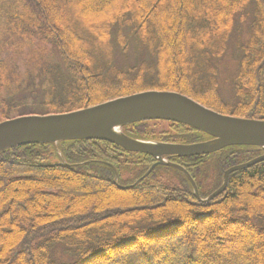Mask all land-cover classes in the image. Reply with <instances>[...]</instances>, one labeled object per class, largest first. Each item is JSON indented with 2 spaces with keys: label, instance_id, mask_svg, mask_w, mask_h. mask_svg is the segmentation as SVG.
<instances>
[{
  "label": "trees",
  "instance_id": "1",
  "mask_svg": "<svg viewBox=\"0 0 264 264\" xmlns=\"http://www.w3.org/2000/svg\"><path fill=\"white\" fill-rule=\"evenodd\" d=\"M239 22L246 23V38ZM127 37L128 48L140 39L142 54L133 62L128 57L126 66L111 62L109 50L124 55ZM30 44L51 45L65 63L68 75L51 69L52 82L63 88L62 97L46 101L55 113L156 89L220 113L264 119V0H0V87L13 74L2 53ZM232 46L233 96L214 93L218 103L205 101L204 92L218 86L214 59ZM123 132L171 143L210 137L165 120L132 123ZM57 148L38 143L0 151V264H229L222 251L228 240L253 249L243 247L233 264H264V161L230 173L220 195L200 202L171 166L157 165L133 184L155 162L147 153L96 139L65 140ZM262 153L234 145L168 159L194 179L213 169L215 181L202 180L210 189L199 191L207 196L225 169ZM115 176L128 186L120 188ZM109 202L128 205L105 208Z\"/></svg>",
  "mask_w": 264,
  "mask_h": 264
},
{
  "label": "water",
  "instance_id": "2",
  "mask_svg": "<svg viewBox=\"0 0 264 264\" xmlns=\"http://www.w3.org/2000/svg\"><path fill=\"white\" fill-rule=\"evenodd\" d=\"M148 120L183 123L210 138L193 143H169L132 138L121 130L125 125ZM84 139L107 141L127 151L150 154L156 161L144 175L156 165L176 167L188 178L193 195L200 202H209L220 195L227 186L230 173L264 161L263 153L228 167L223 171L221 185L206 198H201L191 175L181 165L168 161L167 157L206 155L234 145L264 149V119L220 113L171 90H142L67 112L20 115L0 121V151L38 143L51 144L58 151L59 141ZM114 182L119 185L116 176Z\"/></svg>",
  "mask_w": 264,
  "mask_h": 264
},
{
  "label": "rangeland",
  "instance_id": "3",
  "mask_svg": "<svg viewBox=\"0 0 264 264\" xmlns=\"http://www.w3.org/2000/svg\"><path fill=\"white\" fill-rule=\"evenodd\" d=\"M245 24H246L245 22L241 24L240 22L238 23L243 37L246 34ZM125 30L126 29L123 30V34ZM136 39H137L135 40L136 44L135 42H132L134 44H132L133 46L129 48H128V43H127L128 37L125 39L126 41L125 44L127 45L128 49L126 50L124 55L120 54L118 50L110 49L109 50L110 61L112 60L111 62L115 61L118 64L124 65L125 63L128 62V57H129V60L133 62L137 58V56L142 54L141 53L142 48L140 44L137 43L140 39L139 38H136ZM15 49L17 50L8 51L5 54L2 53L3 57H6L8 59V64L13 74L10 76L9 80H6L5 78L3 84L0 87V118H4L6 116L14 117V116L25 115V114L27 115V114L55 113L56 108L50 107L48 104H46V101L54 100L55 96L62 97L63 95V88L60 89L59 85H56L52 82V80H55V78L53 76V72L51 73V69L58 68V70L61 73H63L64 75H68L66 67H65V63L61 55L54 47H52L51 45H46V44L45 45L30 44V46H25L23 48L18 47ZM223 52H224L223 55H221L219 58L214 59V61H216V65H218L217 67L218 71L216 75L218 86L217 87L214 86V89H213L214 92H212L210 89H207L204 92L205 96L202 97V99H204L205 101L206 100L211 101L213 99L212 98L213 95L215 94L217 95L218 93H220V95L225 99H230L233 96L231 79L234 78L236 74V70H237V61L234 57H232L233 54H235V46L234 47L232 46V48H229V49L226 48ZM40 62H42L41 63L42 65L38 64ZM210 81L211 80L205 82V85L208 86ZM217 82L215 81V85H217ZM216 88H218V90ZM192 93L193 95H195L196 93L202 96L201 95L202 91H199V92L192 91ZM212 103H218V102L216 99H213ZM155 124H157L159 127H167L170 125L169 123L163 122V121H154V122L150 121V125H155ZM123 155H126V153H124ZM207 157H205L204 159H206ZM148 168L146 170H148ZM146 170L144 171L142 175H140L139 179L138 180L136 179L135 181L138 182L139 180L150 176L152 172L154 173L156 169L155 167H153L146 175H144ZM215 176L216 175L214 173V170L211 169L209 172L208 178L207 177L202 178L199 175L196 176V179H194L193 177L192 178L194 181H198V182L200 181L199 182L200 185L198 184L199 185L198 190L204 193V192H207L210 189V187L205 188L203 183L209 185L210 183L215 181V178H216ZM123 178L125 180H128L127 179L128 177H123ZM116 179H117V176H116ZM202 180H203V183H202ZM135 181L133 184L137 183ZM121 193H125V195L130 194L129 196L131 197L133 196V193L131 192L129 193L121 192ZM253 196L255 197L258 196V193L257 192L256 194L254 193ZM139 201H142V199L137 198V201H134L128 204L136 205V203H139ZM128 204L126 205L125 204H113V203L110 204L109 202L107 206L106 207L104 206V207L110 208V209L118 207V208L123 209V207L126 208ZM227 243H228V247L227 246L222 247V251H226L228 255V259L225 261V263L228 262L229 264L234 263V259L237 258L241 254V252H243L245 247H247L248 249L251 248L250 245L245 244V243H238L237 241L228 240ZM233 247H235L236 249H234V251L232 252ZM251 251H253L252 248H251ZM263 258H264V250H263ZM1 260L2 259L0 258V261ZM221 262L222 260L217 264H220Z\"/></svg>",
  "mask_w": 264,
  "mask_h": 264
},
{
  "label": "bare ground",
  "instance_id": "4",
  "mask_svg": "<svg viewBox=\"0 0 264 264\" xmlns=\"http://www.w3.org/2000/svg\"><path fill=\"white\" fill-rule=\"evenodd\" d=\"M199 102V101H198ZM202 104V103H201ZM218 112V111H217ZM26 115V114H25ZM258 156V155H257ZM187 157V156H186ZM190 157H192V156H190ZM256 157V156H255ZM254 158V157H253ZM252 159V158H251ZM250 160V159H249ZM182 166V165H181Z\"/></svg>",
  "mask_w": 264,
  "mask_h": 264
},
{
  "label": "flooded vegetation",
  "instance_id": "5",
  "mask_svg": "<svg viewBox=\"0 0 264 264\" xmlns=\"http://www.w3.org/2000/svg\"><path fill=\"white\" fill-rule=\"evenodd\" d=\"M221 184V183H220ZM202 198H205L206 196H202V195H200Z\"/></svg>",
  "mask_w": 264,
  "mask_h": 264
}]
</instances>
